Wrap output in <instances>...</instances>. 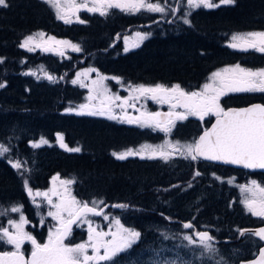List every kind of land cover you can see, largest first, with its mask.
<instances>
[{
    "label": "trees",
    "instance_id": "obj_1",
    "mask_svg": "<svg viewBox=\"0 0 264 264\" xmlns=\"http://www.w3.org/2000/svg\"><path fill=\"white\" fill-rule=\"evenodd\" d=\"M7 3V8L0 7V60L3 61L0 63V84L5 85L0 88V144L7 146L12 156L27 160L31 171L20 176L21 173L15 174L6 163L0 162V208L7 211L15 204L22 205L34 218V209L22 190L21 180L27 178L33 190H46L54 176L74 180L70 192L80 201H104L102 205L127 201L133 210L125 218L126 223L138 229L141 236L138 245L120 258L122 263L124 256L128 255L126 259L137 256L138 251L149 244L144 243V232H148L145 230L151 226V221L155 222L152 225L161 222L158 217L149 216L150 212L169 215L174 220L173 226L177 227L193 220L197 228L199 223H195L194 216L201 198L205 197L204 206L210 208V212L206 211L208 218L200 226L212 229L210 233L218 240V254L224 253L229 246L240 245L239 229L250 228L252 222L259 224L260 221L243 213L244 207L236 199L234 189L224 184L205 192L199 190L189 195L188 200L180 198L184 194L179 192L168 197L166 193L153 194L150 191L152 184L165 180L159 176L160 172L172 178L185 173V169L165 170L161 161L117 160L113 153L125 152L151 137L146 132L107 123L99 117L79 116L75 111H67L76 109L85 96V87L72 83V76L76 77L72 72L79 56L70 54L62 60L41 51L29 52L20 44L29 35L43 32L44 37L77 44L81 54L87 56L79 68L84 72L96 69L93 78H98L99 73L118 77L124 84L134 86L179 84L186 91H197L208 76L223 65L239 63L254 69L264 67V55L238 53L227 47L234 33L264 31V0H235L234 4L222 5L216 10L198 9L188 18L191 26L175 22L169 26L163 24L158 30L154 25L158 18L141 12L128 15L112 11L103 19L80 16L85 23L78 26L57 20L52 9L41 0H7ZM146 23L153 24L156 32L140 48L125 51L122 36ZM117 41L119 43H115ZM39 65L54 77V81L38 80L25 74ZM112 89L116 91L113 84ZM251 103L264 104V93H237L220 102L225 108ZM57 134L64 137L68 148L79 147L81 151L61 148ZM41 138L49 144L32 148L31 144ZM170 163L187 164L178 160ZM190 171L191 167L187 169ZM218 174L227 178L239 176L238 182H243L240 176H244V179L256 180L264 186V173L249 174L228 169L224 173L220 170ZM169 204L181 206L168 207ZM6 220V215H0L1 226ZM35 228L40 241L41 233L37 226ZM150 231L152 235V226ZM247 252L240 259H249L251 255Z\"/></svg>",
    "mask_w": 264,
    "mask_h": 264
},
{
    "label": "snow or ice",
    "instance_id": "obj_2",
    "mask_svg": "<svg viewBox=\"0 0 264 264\" xmlns=\"http://www.w3.org/2000/svg\"><path fill=\"white\" fill-rule=\"evenodd\" d=\"M42 2L53 9L56 19L63 21L64 24L72 23L73 17H76V22L85 23L78 15L81 10L98 13L100 16L108 15L110 9H118L126 14H137L141 11L161 14L166 12L165 7L153 0H42ZM234 3L235 0H216V2L214 0H186L188 9H213ZM8 6L7 0H0V7L7 8ZM172 11L175 12L176 9L173 8ZM190 14V12L184 14L183 23L191 26L190 20L187 19ZM44 36L43 32L35 36L29 35L20 47L29 52L34 51L36 47H40L42 51H50V48L37 42V38L42 40ZM136 36L143 41L147 34L137 32ZM48 41L64 45L75 52L81 51L77 44L67 40L48 37ZM127 43L128 40L125 39V44ZM227 47L242 52L251 50L264 55V31L233 34ZM125 51H128L127 47ZM57 54L63 56L64 52L58 51ZM2 62L0 60V63ZM95 71L96 69L90 68L85 72H78L77 79L72 80V83L76 84L79 77H87L89 73ZM27 74L34 75L35 73ZM45 77L49 81H54V77L47 73ZM97 77L92 80V86L88 87L89 95L86 98L88 103L67 111H75L76 115L103 116L120 123L135 124L140 128L163 132L165 135L171 133L176 121H185L189 117H196L201 121L207 116L216 117L212 127L205 130L191 143L169 144L166 142L158 146L143 145L138 150L128 149L122 153H113L117 160H125L137 155L144 159L145 151L150 149L151 154L147 156L148 159L155 158L158 153L160 158L167 161L170 156L167 149L171 147L173 151H178L181 157L190 161L204 160L225 165H239L245 169L264 170V105L254 104L246 108L225 110L220 104V98L228 93H264V67L254 69L243 67L240 64L226 67L212 73L209 82L204 83L199 91H186L179 84L172 86L127 85L130 91L128 97L111 93L104 83L105 80L113 79L117 84H122L123 82L118 77H106L99 73ZM4 86L0 84V88ZM81 87H87V85L81 84ZM142 98L159 105H167L169 110L161 113L136 109L134 102ZM129 107L139 111V116L128 115ZM117 108L120 109L119 114L116 112ZM177 109H182V111H177ZM57 141L66 151H81L79 147L68 148L64 143V137L60 134H57ZM47 144L49 141L41 138L38 142L32 143L31 147L40 148ZM8 151L7 146L0 144V157ZM12 167L17 169L21 175L29 171L20 161L12 163ZM200 175L201 173L196 171L193 178ZM217 179L220 178L217 177ZM57 180H59V186H57ZM74 182L71 179L61 180L59 177H54L51 189L46 192H33L28 179H23V187L28 196L32 197L33 203L36 197H43L47 202L49 206L47 215L56 221V225L54 229H49L47 241L40 243L31 233L25 231V225L29 221L23 215L21 207H11L10 211L20 213V217L18 221L9 219V227H0V243L11 246V250L0 251V264H119L117 258L128 252L138 242L141 233L125 227L119 219H115V231H103L94 227L93 221L88 219L89 215L109 219L99 207L104 201L94 200L89 203L78 200L69 191V186ZM228 182L231 183L230 180ZM241 190L245 193L241 203L247 212L264 221V186L252 180L250 185L241 186ZM53 197H56L55 201ZM36 206L41 207L39 204ZM113 207L126 209L128 205L116 204ZM6 214V211L0 212V215ZM165 219L170 218L165 217ZM43 223L44 218L41 217V224ZM79 224L87 225V240L75 244L65 243L72 234L73 225ZM182 227L184 229L196 228L191 222L183 223ZM246 231L249 235L258 238V258L248 264H264V227L258 230H239V236L243 237ZM183 240L189 246L199 247L204 253L218 254L213 246L216 238L209 231L195 230L191 234H185ZM25 243L31 245L30 255L27 258L23 250ZM154 264H159V262H154ZM180 264H192V262L181 260ZM216 264H220V261Z\"/></svg>",
    "mask_w": 264,
    "mask_h": 264
},
{
    "label": "rangeland",
    "instance_id": "obj_3",
    "mask_svg": "<svg viewBox=\"0 0 264 264\" xmlns=\"http://www.w3.org/2000/svg\"><path fill=\"white\" fill-rule=\"evenodd\" d=\"M156 3H160L161 6H163L165 4V6H163V7H167V6L169 7V8H165L166 9L165 14L149 13V12H145V13L149 14L150 16L156 17V19L157 18L165 19V20H163V24H167V22L169 23V21L173 18L174 14H177L175 22H182L183 23V20L185 18V15H184L185 13L190 12L192 14L194 11L198 10V9H188V7L186 5V0H159ZM173 8L176 9L175 12L172 11ZM200 9H204V8H200ZM52 11L55 15V12L53 9H52ZM141 12H143V11H141ZM124 14H126V13H124ZM78 15L79 16L82 15V17L85 19V18L95 17L96 15L98 16L99 14L98 13H88L84 10H81L78 13ZM189 17H190V15L187 16V19ZM72 19L74 20L72 22L73 24L78 23V22H76V17H74ZM61 22L63 23V21H61ZM72 23H70V24L72 25ZM79 24H82V23H79ZM65 25H68V24H65ZM156 28H157V30L162 29L163 25L161 24L159 26H156ZM137 32H139L141 34H147L146 38L144 39V40H146V39L150 38L153 35V33H155L156 31L152 27H149V24H147V23L144 24V27H141L139 29H131V31L128 34L122 36L121 43L124 44V46H122V47H124V48L127 47L128 51L132 50L136 47L138 48L139 45L142 44V42L144 40L143 41L139 40V38L136 36ZM161 33H163V32H161ZM243 33H246V32H243ZM36 34L34 33L32 36H35ZM234 34H242V33L237 32ZM125 39L128 40L127 45L125 44ZM37 42L40 43L41 45L47 46L51 50L50 51H42L40 47H36L34 50L35 52L41 51V53H45V54H49V55L51 54L53 56H58L62 60H66L70 54H74L76 56H79V59L75 63V69L73 70L72 73L74 75H76L78 72H81V73L84 72L83 70H81L82 68H79V65H81V63L83 61H85L87 56H83V54H81V51L75 52V51H72L71 48H68L64 45L54 44L51 41H48V37H43L42 40L40 38H37ZM230 42H231V38L229 40V43ZM115 43H119V41H117ZM112 47L113 46H111V48ZM58 51H63L64 55L61 56V55L57 54ZM234 51L235 52H242L239 50H234ZM89 54H91V53H89ZM236 64H239V63H236ZM236 64L225 65V66L223 65L214 72L221 71L222 69H224L226 67H231V66H234ZM28 72L29 73H35L32 76L38 80L47 79L45 77V73H46L45 69L41 65L29 69ZM25 74L27 75V72ZM93 75L95 76L94 72L89 73V75L87 77L81 76V77H79L78 82L76 83V85L81 86V84L85 85L84 82H88L86 84L87 87H85L86 91L84 92L85 93L84 99L82 100V102L79 103V105L88 103V101L86 99L89 95L88 87L92 86L91 85L92 80L97 79L96 77L93 78ZM211 75H212V73L208 76V78L206 79V81L204 83L209 82V77ZM91 77H92V79H91ZM74 79H77V75L75 78H74V76H72V80H74ZM60 80L62 81V78ZM104 83L111 90V93L118 94L121 97H128L130 95V91L127 89V85H129V84H124V83L117 84L116 81L113 79L105 80ZM110 83H111V86L108 85ZM112 84L114 85V87H116V91H113ZM202 86H200V88L197 91H199L202 88ZM150 101L151 100H144L143 98L139 101H135L134 102L135 108L140 109L141 111H143L145 109L148 111H151V108H153L154 105L157 108V110H160L163 106L168 107L167 105H159L156 103L149 104ZM93 103H95V101ZM78 106H77V108H78ZM178 111H182V109H178ZM127 112H128V115H131V116H139V114H140L139 111H136L135 109H133L131 107H129L127 109ZM79 116L101 117L103 119H107L106 117H103V116H89V115H79ZM213 118H214V116H213ZM113 121H116V120H113ZM125 124L126 123H123V125H125ZM140 129H144V128H140ZM145 130L148 131L150 129H145ZM204 130H206L205 124L203 126H199L192 137H190L188 139L181 140V141L174 140L173 142L166 140V139H163L160 141H155L158 138L155 135H153L155 137L154 141H151V139L154 138L151 136V139L149 140V142L140 143L133 150H138L143 145L158 146V145H164L166 142H168L169 144L191 143L195 139H197L198 134H200ZM151 131H152V133L157 132V131H153V130H151ZM174 134L176 135L175 129H174ZM163 135L169 136V135H171V133L169 135H165V133H163ZM167 152L170 153L169 158L176 157V158H180V159L186 161L187 164H186V168L184 171L185 173H183L182 176L173 175L172 178L170 176H168L167 178H165L167 180L166 183L162 184L161 187H159L158 185L151 187L150 188L151 192L155 191L157 193H160L161 191H165V193L167 194V197L174 192H179L180 194H184L180 198H186L188 200L189 195H193L195 192H197L199 190H202L205 192L206 189L207 190H213L214 188H217V187H223L225 184L227 186V188L234 189L235 195L237 197L236 199L240 203L244 199L245 193L242 192L241 186L250 185L251 181L249 179H244L245 178L244 176H240V179H242L243 182H238L239 176L227 178V176H223V177L220 176L218 174V172H216L214 174L210 173L211 175H208L209 171L207 172V171H204V170L198 168V166L196 165L197 161H190L188 159H184L183 157H181L179 155L178 151H173L171 149V147H169L167 149ZM150 154H151L150 149L146 150L144 153V155L146 157ZM157 156H159L158 153H157L156 157ZM0 160L5 161L7 163V165L17 175L20 174V172L17 169L12 167V163H14L16 161H20L24 165V167L29 170V171L24 172V174H26L27 172L30 173V171H31V167L28 164L27 160H22L19 156H17V157L12 156L11 154H9V152L5 153L2 157H0ZM162 160H164V159H162ZM189 167H191V171L187 172V169ZM196 171H199L201 173V175L193 178L194 173ZM218 171H220V169H218ZM223 173H224V171H223ZM20 176H22V175H20ZM54 177H58V176H54ZM54 177H52V179L50 181V187L48 189H46V190H33V192H36V191L46 192L49 189H51L53 187L52 181H53ZM217 177H219L220 179H217ZM229 180L231 181V183L228 182ZM21 181H22V190L24 191V193L27 196V200L29 202V205L31 206V208L34 209L35 217L33 218V216L30 213L25 212L22 205L17 206V204H15V206L21 207L23 215L29 221V223L27 225H25V231L31 233L37 239L38 235L35 234V230H36L35 226H37L38 230H39L38 232L41 233V236H42V239L40 241H38V240L37 241L40 243H44L47 241L49 229H54V226L56 225V221L52 220V218L47 215V212L49 211V206L47 205V202L43 199V197H36L35 203H33L32 197L28 196L27 191L23 187V180H21ZM56 183H57V186H59V180H57ZM159 183H157V184H159ZM177 185H179L180 188L177 189L176 187H174ZM189 185H191V186L189 187ZM194 187H196V189L192 191L191 189ZM174 189H176V190L174 191ZM69 191H70V186H69ZM190 191H192V192L189 193ZM53 200L55 201L56 197H53ZM183 202H186V201H183ZM206 202H207L206 198L202 197L201 198V205H199L197 207L196 214L194 216L195 223L196 224L199 223V225L197 226V229H200L199 231H207V230L210 231V230H212L208 226H203V225L200 226V223L202 221H204L206 218H208L209 213L207 214L206 211L208 210L210 212V208H206L204 206V203H206ZM126 203H127V201L122 202L121 204H126ZM37 204L41 205V207L38 208L36 206ZM116 204H119V203H116ZM179 206H181V204H176L174 206L172 204L168 205V207H179ZM1 207H3V206H1ZM99 207L103 208V207H105V205H100ZM110 207L111 206H109V210H111ZM243 207H244V205H243ZM126 209L131 210L132 207H130L128 205V208H126ZM52 210L54 211V209H52ZM119 210H125V209H119ZM0 212H4V210L2 208H0ZM6 212H7L6 217H8V220L9 219H15L17 221L19 220L20 213H13L10 211V209H8ZM243 213L247 214L248 216H251V214L249 212H247L245 207L243 208ZM105 214L109 217L108 220L103 219V217L96 218V219L88 217V219L93 221L94 227H98L100 230H103V231H109V230L115 231V219H119L125 227L131 228V229L136 230V231L138 230L135 227H133L132 224L126 223V219H125V218H127L126 214L118 213V216H117V215H113L111 213V211L110 212L107 211ZM149 216H151V217L156 216L161 220V222L158 225H152V223L155 224V222L151 221L152 222L151 223L152 235L149 234L151 226H149V228L145 230L148 232H144V243L148 242L149 244H147L146 246H144V248L139 250L137 256L129 257V259H126V258H128L127 257L128 255L124 256L125 260L122 261V263L120 262L119 264H154V262H159V264H180L181 260L191 261L192 264H216L217 261H220V264H236L239 260H241L240 259L241 257L245 256L244 254H245L246 250H248L247 253H250L251 256L255 255V253L257 251V242L255 241V239L251 235H245L242 237V242L240 243V245L229 246L228 249L226 251H224V253H222V254H221V251H220V254L204 253L202 251V249H200L199 247L189 246V245H187V242L183 240V236L185 234H191L194 231V229H184L182 227L183 224H180L178 227L173 226L174 220H172V217H169L170 219H165V217H168L167 214H162V213H157V212L155 214L153 212H150ZM41 217L44 218L43 224H41ZM8 220H6L5 224H3V226L0 225V227H9ZM185 222L193 223V220H188ZM185 222H183V223H185ZM236 228H238V227H236ZM30 229H32V230H30ZM237 238H238V230H237V234H236V239ZM86 240H87V225L86 224H79L74 228L71 236L69 237V239L65 243L75 244V243L84 242ZM216 240H217V238H216ZM25 246H28V248L31 250L30 244L25 243L23 246V249ZM213 246L215 249H217L216 248L217 244H214ZM132 249H133V247L128 252L122 254L121 257L125 254H129ZM6 250H11V246L0 243V251H6ZM118 260H120V258ZM231 261H234V262H231Z\"/></svg>",
    "mask_w": 264,
    "mask_h": 264
},
{
    "label": "flooded vegetation",
    "instance_id": "obj_4",
    "mask_svg": "<svg viewBox=\"0 0 264 264\" xmlns=\"http://www.w3.org/2000/svg\"><path fill=\"white\" fill-rule=\"evenodd\" d=\"M195 91V90H194ZM153 102H149V104H152ZM169 109L168 107H165L163 106L160 110H157V108L154 106L153 108H151V111H159L161 113H165L167 112ZM178 111V109H177ZM215 118V117H214ZM213 116H207L205 117V119L203 121L199 120L198 118L196 117H189L187 120L185 121H176L175 123V127L172 129L171 131V135L169 136H164L163 135V132H159L157 131L156 133H152L151 131L148 130L149 133L153 134V135H156L158 136L157 140L155 141H160V140H163V139H166V140H169L171 142H173L174 140L176 141H181V140H184V139H188L190 137H192L195 133V131L198 129L199 126H203L204 123H207V126L209 124H211V122L213 121ZM118 122V121H117ZM120 124H123V123H120ZM125 126H129V127H132V128H135V129H138L139 127L136 126L135 124H125ZM206 126V127H207ZM181 128V131L179 132V134H177L178 136H174V129L175 131L178 129V128ZM199 135V134H198ZM154 141V140H153ZM131 149H134V148H131ZM159 155V154H158ZM132 158H136L138 159L139 161H144V160H148V161H161L163 162V168L165 170L167 169H185L186 168V165L183 164V163H174V164H170V163H167L169 161H171L172 159L176 158V157H173V158H169L167 161L165 160H162L159 156L153 158V159H148L146 156L144 159H141L139 156H131ZM130 158V157H129ZM196 165L198 166V168L204 170V171H209V174L208 175H211V174H214L216 172H218V169L219 168H224L222 166H218V165H213V164H208V163H204V162H201V161H197L196 162ZM229 169V168H228ZM211 173V174H210ZM183 174H181L180 176H182ZM159 176H162L164 178H167L168 175L166 173H161L159 174ZM167 180H162L160 181V184H157L159 187L162 186V184L166 183ZM152 186L154 187L155 186V183L152 184ZM153 194H156L155 191H152ZM161 193H165V191H161L159 194ZM111 210H109V208L107 209V211H111V213L113 215H117L118 216V213H122V214H128V211L129 209H125V210H119V208H116V207H113V205L110 207ZM168 217H170L169 215H167ZM251 219L255 221V219H257L258 221H260L259 224H255V222H252L251 224V227L248 228L247 230H251V229H254L255 227L257 226H261V225H264L262 224V220L258 217H255L253 215H251ZM255 225V226H254ZM253 226V227H252ZM243 230H245L246 228H242ZM195 230H200V229H197L195 228ZM240 230V229H239ZM208 231V230H207ZM211 232V231H209ZM211 234V233H210ZM230 242H233V241H229ZM257 242V241H256ZM215 244H218V240H216V243ZM257 250H258V243H257ZM257 252V251H256ZM256 254V253H255Z\"/></svg>",
    "mask_w": 264,
    "mask_h": 264
},
{
    "label": "water",
    "instance_id": "obj_5",
    "mask_svg": "<svg viewBox=\"0 0 264 264\" xmlns=\"http://www.w3.org/2000/svg\"><path fill=\"white\" fill-rule=\"evenodd\" d=\"M254 104H259V103H253V104H250V105H247V106H244V107H240V108H229V109H241V108H246V107H249V106H251V105H254ZM262 105V104H261ZM226 110H228V109H226ZM216 120V119H215ZM215 120L211 123V125L207 128V129H210L211 127H212V125L215 123ZM206 129V130H207ZM205 131V130H204ZM203 131V132H204ZM203 132L201 133V134H203ZM200 134V135H201ZM199 137V136H198ZM201 161H204V160H201ZM204 162H208V163H212V164H216V165H221V166H227V167H231V168H234V169H242V170H245V171H248V172H261V173H264V170H260V169H256V170H252V169H245V168H243V167H241V166H239V165H225V164H222V163H220V162H211V161H204ZM104 209L105 208H102L101 210H103L104 211ZM89 216H91V215H89ZM73 227H74V225H73ZM72 227V228H73ZM260 227H264V226H260ZM260 227H258V228H254V229H251V230H258ZM194 231H195V229H194ZM247 232V231H246ZM245 232V233H246ZM241 237V236H240ZM256 238V237H255ZM257 240H258V238H256ZM258 258V253H257V255L254 257V258H252L251 260H247V261H241V262H239L238 264H248V262H250V261H252V260H254V259H257Z\"/></svg>",
    "mask_w": 264,
    "mask_h": 264
}]
</instances>
